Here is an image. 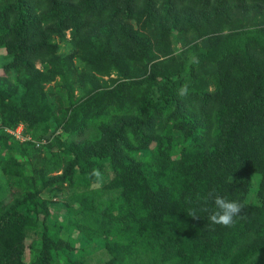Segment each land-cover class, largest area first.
Segmentation results:
<instances>
[{
    "label": "trees",
    "instance_id": "16d2710c",
    "mask_svg": "<svg viewBox=\"0 0 264 264\" xmlns=\"http://www.w3.org/2000/svg\"><path fill=\"white\" fill-rule=\"evenodd\" d=\"M0 49V264H264V0H0ZM213 190L245 205L232 227L209 226Z\"/></svg>",
    "mask_w": 264,
    "mask_h": 264
},
{
    "label": "rangeland",
    "instance_id": "374dc122",
    "mask_svg": "<svg viewBox=\"0 0 264 264\" xmlns=\"http://www.w3.org/2000/svg\"><path fill=\"white\" fill-rule=\"evenodd\" d=\"M52 41L53 43L56 44V48H57V54L59 55V57L61 58V60H63L65 63L61 62L62 65V70H63V74H56L55 77L53 78V80H50L46 83H44V90L47 93L48 96V101L50 106L52 107L53 111L56 113L57 116H59V109L61 106H67L69 104V100L67 98V93L66 91L62 88L63 84L66 82V80H70L71 79V75H70V71L74 72L75 70H80L81 68V62L79 61L78 57L76 56V49L75 47H73L71 45V36L69 34V31H65L64 37H59L57 35H52ZM176 47L177 50H181L183 47V43L181 40H178L176 42ZM6 61V52L4 49H0V76L3 75V71H2V63ZM35 68L42 70L43 68V63L40 61H36L35 62ZM116 74L112 73L109 76H103L102 80L104 81H108L109 78H115ZM74 99H78L79 94H78V90L74 91ZM59 104H61V106H59ZM22 126V130L19 128ZM18 125V131L21 130V134L19 133V137L14 136V138L18 141H32L36 147H40L43 148L45 150V152H47V149L45 147L46 144H48L50 141H52L53 137H62L65 140H70V138L68 137V135L64 134V131L62 130V127H59L58 129H56L53 132H49L46 136L44 135L42 138L40 139H32L31 136H29L28 134H25L23 132L24 126L23 124H19ZM12 130H8L9 133H11ZM51 131V129L49 130ZM49 137V138H48ZM55 148H52V150ZM56 150V149H55ZM42 155H44V153H42ZM59 173V172H57ZM55 174V173H52ZM50 174V175H52ZM258 180H259V176L256 174H252L250 177V190L248 192L247 195V201L250 203H258L259 199L256 195V189H257V185H258ZM5 179L4 176L2 175V172L0 171V183H4ZM94 186V185H93ZM64 188L66 189V186H64L62 189L58 188L56 186V188L50 189L48 191H44L41 193L42 197L44 198H51V199H58V200H65L66 196H68V193L65 192ZM4 193V202H9L10 201V194H6L8 190L7 189H3ZM6 194V195H5ZM2 196V197H3ZM62 212V211H61ZM31 238H27V244L30 243V241L32 242H37L39 240V235L38 234H31L30 235ZM30 253L28 250V253H26V260H28L30 257Z\"/></svg>",
    "mask_w": 264,
    "mask_h": 264
},
{
    "label": "clouds",
    "instance_id": "9594fccd",
    "mask_svg": "<svg viewBox=\"0 0 264 264\" xmlns=\"http://www.w3.org/2000/svg\"><path fill=\"white\" fill-rule=\"evenodd\" d=\"M189 64H199V59L196 56H191L189 58ZM188 85H182L178 90V96L184 97L188 94ZM92 175L96 177L97 181L101 179V173L99 170L94 169ZM205 203L211 200L215 205L214 209L209 210L207 208H203L202 211H208L210 214L207 216V220L209 222V226L220 225L223 227H232L236 223V218L240 217L243 209L245 207L239 201L229 200L215 192V190L210 191L203 198ZM188 216L193 218H199L200 216L197 214L195 210H190L187 213Z\"/></svg>",
    "mask_w": 264,
    "mask_h": 264
},
{
    "label": "built area",
    "instance_id": "2783aa9c",
    "mask_svg": "<svg viewBox=\"0 0 264 264\" xmlns=\"http://www.w3.org/2000/svg\"><path fill=\"white\" fill-rule=\"evenodd\" d=\"M19 126H21V125H19ZM21 130H22V126L21 127H19ZM18 126L16 127V129L13 131H11L12 133H14L17 137H19V133L21 134V130H19L18 131Z\"/></svg>",
    "mask_w": 264,
    "mask_h": 264
}]
</instances>
